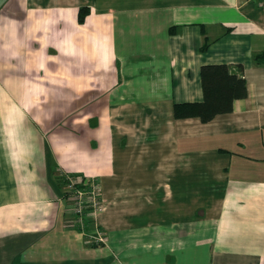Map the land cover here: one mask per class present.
Here are the masks:
<instances>
[{"label":"crops","instance_id":"1","mask_svg":"<svg viewBox=\"0 0 264 264\" xmlns=\"http://www.w3.org/2000/svg\"><path fill=\"white\" fill-rule=\"evenodd\" d=\"M260 3L0 0V264H264ZM206 65L245 98L176 120ZM63 173L98 182L103 244L75 228Z\"/></svg>","mask_w":264,"mask_h":264},{"label":"trees","instance_id":"2","mask_svg":"<svg viewBox=\"0 0 264 264\" xmlns=\"http://www.w3.org/2000/svg\"><path fill=\"white\" fill-rule=\"evenodd\" d=\"M89 11L80 8L77 20L81 24ZM206 45L203 46V50ZM254 61L264 62V53L255 55ZM203 100L199 103L175 104L173 116L176 120L196 118L203 124L215 117L231 113L233 103L245 98L246 83L242 75L232 71L231 66L206 65L200 70Z\"/></svg>","mask_w":264,"mask_h":264},{"label":"built area","instance_id":"3","mask_svg":"<svg viewBox=\"0 0 264 264\" xmlns=\"http://www.w3.org/2000/svg\"><path fill=\"white\" fill-rule=\"evenodd\" d=\"M264 3V0H258ZM65 182L64 199L69 207L74 226L81 233L87 234L92 245L105 242V237L96 227L90 233L89 219L103 210V200L99 184L94 179H84L63 173Z\"/></svg>","mask_w":264,"mask_h":264}]
</instances>
